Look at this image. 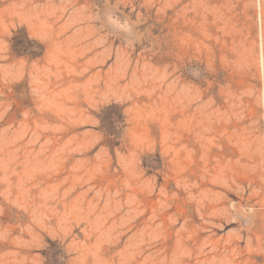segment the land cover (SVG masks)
I'll list each match as a JSON object with an SVG mask.
<instances>
[{
  "label": "rangeland",
  "instance_id": "rangeland-1",
  "mask_svg": "<svg viewBox=\"0 0 264 264\" xmlns=\"http://www.w3.org/2000/svg\"><path fill=\"white\" fill-rule=\"evenodd\" d=\"M0 264H264V0H0Z\"/></svg>",
  "mask_w": 264,
  "mask_h": 264
},
{
  "label": "trees",
  "instance_id": "trees-1",
  "mask_svg": "<svg viewBox=\"0 0 264 264\" xmlns=\"http://www.w3.org/2000/svg\"><path fill=\"white\" fill-rule=\"evenodd\" d=\"M24 43H29V41L27 40L26 36L23 34L21 42L15 39L12 40V48L16 50L17 53H22L21 51Z\"/></svg>",
  "mask_w": 264,
  "mask_h": 264
}]
</instances>
